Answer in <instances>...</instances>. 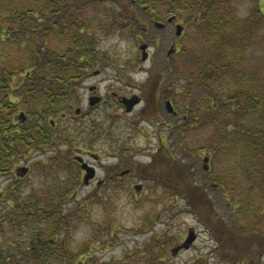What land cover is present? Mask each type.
<instances>
[{"label":"trees","instance_id":"16d2710c","mask_svg":"<svg viewBox=\"0 0 264 264\" xmlns=\"http://www.w3.org/2000/svg\"><path fill=\"white\" fill-rule=\"evenodd\" d=\"M122 1L149 13L151 23L189 13L191 45L184 44L171 56L164 82L184 77L186 87L180 90L177 109L184 115L182 121L186 120L181 129H210L216 143L210 140L199 150L216 158H239L236 165L244 177L237 197L235 183L230 185L220 174L212 176L217 187L223 186L231 207L239 205L231 224L219 226L212 218V199L190 174L183 173V163L172 162V174L164 170L148 181L163 187L165 195L186 191L188 205L213 230L223 261L257 264L264 255L261 0H254L256 5L244 18L237 11L239 0ZM117 4L115 0H0V177H11L19 160L53 147L57 138L65 139L58 136L57 118L75 111L81 83L110 63L109 55L99 47L101 37L139 25L128 9L120 11ZM17 80L21 84L15 86ZM161 87L157 92L163 91ZM172 90L178 93L177 88ZM197 93L199 99L194 96ZM22 112L24 122L17 118ZM166 159L169 164L171 157ZM53 160L57 165L53 171L67 173L64 181L57 178L61 174H39L42 187L27 192L22 181L16 180L0 196V264H87L93 259L89 245L77 250L71 246L81 211H64L65 201L80 185L81 174L74 162ZM39 166L44 173L45 162ZM50 176L56 179L53 187L48 184ZM182 178L184 183L178 181Z\"/></svg>","mask_w":264,"mask_h":264},{"label":"rangeland","instance_id":"374dc122","mask_svg":"<svg viewBox=\"0 0 264 264\" xmlns=\"http://www.w3.org/2000/svg\"><path fill=\"white\" fill-rule=\"evenodd\" d=\"M115 1L120 11L128 9L138 19L139 25L132 31L113 30L101 37L99 47L109 55L110 63L98 69L101 70L100 75L87 77L79 86V103L75 107H81L82 118L74 119V111L63 121L57 118L58 136L63 135L65 139L57 138L53 147L34 151L19 160L13 170L14 175L0 177V196L16 180L22 181L27 192L42 187L39 174H61L57 178L64 181L63 174L67 173L53 171V166L57 168L53 159H67L73 164L78 150H86L101 158L100 161L90 156L86 159L96 166L97 176L86 186L80 175V185L65 201L64 211L72 212L77 208L81 211L70 242L75 250L90 246L93 259L87 264H157L159 258L160 264H227L216 251L218 242L213 230L188 205L186 191L175 194L169 191L165 195L163 187H156L148 181L164 174V170L172 174L171 164L178 161L184 165H180L183 173L190 174L194 184L206 189L212 199L215 226L231 224L239 207L238 204L231 207L223 186L215 187L213 184L217 182L211 181L216 174L225 176L231 181L230 185L235 183L233 189L238 197L244 182L236 165L239 158L232 156L223 160L213 156V153L200 151V147L213 141L212 131L193 127L188 130L185 126L187 130L184 132L181 129L186 123V120L182 121L184 115L177 119L165 108V102L172 100L179 109L180 93L186 87L183 76L170 83H165L163 77L170 64L168 51L174 47L177 52L184 44L191 45V37L187 35L190 15L183 11L181 16H177L176 22L184 26L183 35L177 37L175 26L168 24L165 30L160 31L150 22L149 13L128 2ZM261 3L264 11V0ZM255 5L254 0H239V16L246 17ZM164 22L167 23V20ZM142 43L149 45L146 62L141 60L139 46ZM20 84L18 80L15 82V86ZM90 85H98L104 94L110 95L112 91L135 94L144 100L133 112L126 113L112 97L107 96V105L88 111ZM159 87L163 91L157 92ZM174 87L178 93H174ZM194 96L199 99L198 93ZM160 138L164 141L163 145H160ZM160 148L161 151H158ZM167 155L171 157L169 164ZM44 162L46 169L40 173L39 164ZM75 167L78 172L76 164ZM130 167L135 170L132 174L124 177L112 174L122 173ZM21 168L29 169L25 176H20ZM179 180L186 181L184 178ZM55 182L54 176H50L49 186L53 187ZM190 231L197 238L189 249H184L182 246ZM257 264H264L263 254Z\"/></svg>","mask_w":264,"mask_h":264},{"label":"water","instance_id":"95a60500","mask_svg":"<svg viewBox=\"0 0 264 264\" xmlns=\"http://www.w3.org/2000/svg\"><path fill=\"white\" fill-rule=\"evenodd\" d=\"M174 19H175V17H172L168 21L169 22H173ZM155 26L157 28H159V29H162V28H164L165 25L162 24V23H156ZM182 32H183V27L181 25H178L176 27V36L180 37L182 35ZM139 49H140V51H142V61H144V62L147 61L148 58H149V53H148L149 46H148V44H146V43L141 44ZM173 52H174V49H171L168 52V55H171ZM98 101H99V98L92 99L91 100V105L94 106L95 104L98 103ZM121 103H123V105L125 106L127 112H131L137 105H139L140 98L138 96H133L130 99L123 98L121 100ZM166 110L169 113L176 114L171 101H167L166 102ZM76 112H77V114H80L81 109H77ZM20 119L22 121L26 120L25 113H21L20 114ZM75 160L82 164V169L85 170V172H86L85 177H84V183L86 185H88L90 180H92V179H94L96 177L95 168H93V167L89 166L87 163H85L84 159L82 157H80V156H76ZM27 171H28L27 168H23L22 169V175H25V173H27ZM196 238H197L196 234L193 231H190L189 235H188V237L186 239V242L184 243V245L182 247L185 248V249H189L190 246L195 242Z\"/></svg>","mask_w":264,"mask_h":264},{"label":"flooded vegetation","instance_id":"af4514ba","mask_svg":"<svg viewBox=\"0 0 264 264\" xmlns=\"http://www.w3.org/2000/svg\"><path fill=\"white\" fill-rule=\"evenodd\" d=\"M176 20L173 23H170L169 25H171V26L172 25L173 26L178 25ZM165 28L161 29V31L165 30ZM167 60H169V59H167ZM97 72H98L97 75L101 74V71H97ZM97 75H95V76H97ZM92 76H94V74L93 75L91 74L87 79L91 78ZM88 89H89L88 90V111H93L94 109H99L100 107H102L104 105H107L106 104L107 103V96H109L110 98L112 97V99H114L121 106V108H124L123 105L121 104V99L124 98V97L131 98L134 95V94H121V93L113 92V91L110 92V95H109V93H105L104 94V93L101 92L100 87L98 85H90L88 87ZM94 98H99V101H98V103L96 105L92 106L91 105V100L94 99ZM141 99H142V101H141V103H142L144 99H143V97ZM73 118L74 119L82 118V112L80 114L75 113ZM177 118H179V117H177ZM63 119H66V118H63ZM159 141H160V145L164 144V141H163L162 138H160ZM158 151H161V148H160V150L158 149ZM78 154L81 155L84 158V162H86L90 166L95 167V169L97 170L96 166L93 165L92 163L88 162L86 159L90 156V157L94 158L95 161H100L101 158L99 156L93 155L91 152L86 151V150H78ZM73 162L76 163V166L78 168V174H82V176L84 174H86L85 171L82 169V164L81 163L76 162L74 160V158H73ZM133 171H135V170L132 167H130V168L124 169V171L122 173H115L114 172L112 174H127L128 175V174H132ZM19 173H21L20 170H19ZM105 184H106V182L103 183V186Z\"/></svg>","mask_w":264,"mask_h":264}]
</instances>
